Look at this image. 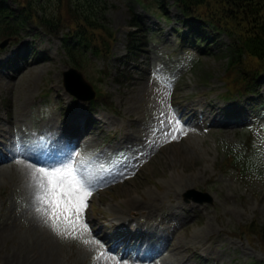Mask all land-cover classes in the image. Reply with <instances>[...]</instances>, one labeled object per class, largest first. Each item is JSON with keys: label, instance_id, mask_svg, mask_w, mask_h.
<instances>
[{"label": "rangeland", "instance_id": "rangeland-1", "mask_svg": "<svg viewBox=\"0 0 264 264\" xmlns=\"http://www.w3.org/2000/svg\"><path fill=\"white\" fill-rule=\"evenodd\" d=\"M146 1L151 11L134 6L148 28L146 52L137 57L139 65L123 64L117 72L135 1L101 2L117 42L108 60L89 55L92 62L84 63L86 79L106 94L93 115L84 101L70 108L74 102L63 74L71 63L60 39L23 31L0 49V150L13 159L0 163V264H264L260 241L239 233L252 221L264 225V183L241 181L219 167L227 146L249 136L264 139V77L258 97L224 101L226 59L183 51L174 35L181 27L178 11L171 6L166 22L156 1ZM104 65L109 73L99 79ZM118 72L129 80L117 84ZM70 109L74 113L64 118ZM85 118V132L78 134L85 139L68 135ZM16 145L48 166L70 154L90 177L83 212L90 231L81 233L89 244L61 237L45 223L36 210L30 170L10 164L20 157ZM191 189L206 192L213 203H185ZM134 200L152 205L153 215L132 205ZM130 210L152 226L138 228L145 239L120 244L114 227L123 216L130 218Z\"/></svg>", "mask_w": 264, "mask_h": 264}, {"label": "trees", "instance_id": "trees-1", "mask_svg": "<svg viewBox=\"0 0 264 264\" xmlns=\"http://www.w3.org/2000/svg\"><path fill=\"white\" fill-rule=\"evenodd\" d=\"M9 1L11 0H0V20L12 15L14 21L18 19L21 27L38 26L55 36L62 30L58 24L60 15L50 16L44 9L45 4L52 0H12L16 4L15 8L8 5ZM58 1L68 13L69 17L64 15L65 20L93 31L88 39L84 34V48L92 47L97 53L98 47L104 46L101 51L108 53L110 48L105 45V33L102 30L106 31V28L100 22L103 21L106 10V5L101 4L102 0ZM160 1L163 7L166 0ZM174 3L183 14V24L188 26L190 38L201 53L214 55L211 53L212 48H218L222 54H226V72L223 76L227 86L226 97L243 94L257 96L260 86L258 79L264 74V0H174ZM129 24L140 32V24L134 16ZM79 27L76 29L80 30ZM217 33L227 34L229 44L215 36ZM133 34L134 32L129 34V54L125 58L128 60L137 56L140 51L138 36ZM1 35L9 37L12 33L4 28ZM69 58L75 62L71 53ZM247 143L249 145L250 140ZM253 151L245 144L232 148L228 153L229 156L233 155L230 165L240 173L264 179V156L260 154L257 157L254 154L256 150ZM252 228L259 232L264 244V226L253 223Z\"/></svg>", "mask_w": 264, "mask_h": 264}, {"label": "snow or ice", "instance_id": "snow-or-ice-1", "mask_svg": "<svg viewBox=\"0 0 264 264\" xmlns=\"http://www.w3.org/2000/svg\"><path fill=\"white\" fill-rule=\"evenodd\" d=\"M153 75L158 73L154 71ZM174 122L179 124L180 120ZM22 151L23 148L16 145V152ZM17 163L25 164L30 170L33 195L39 205L36 210L46 217L45 223L61 237L80 238L84 244H89L90 241L81 233L90 231L83 212L92 184L74 158L68 154L65 160L51 166L19 157ZM95 242L100 243L98 240Z\"/></svg>", "mask_w": 264, "mask_h": 264}, {"label": "water", "instance_id": "water-1", "mask_svg": "<svg viewBox=\"0 0 264 264\" xmlns=\"http://www.w3.org/2000/svg\"><path fill=\"white\" fill-rule=\"evenodd\" d=\"M5 43L2 44L1 47H3ZM65 85L72 94L79 98L90 99L94 96V94L91 93V88L84 81L82 75L74 69H71L67 74L65 73ZM87 89L88 92H85Z\"/></svg>", "mask_w": 264, "mask_h": 264}, {"label": "bare ground", "instance_id": "bare-ground-1", "mask_svg": "<svg viewBox=\"0 0 264 264\" xmlns=\"http://www.w3.org/2000/svg\"><path fill=\"white\" fill-rule=\"evenodd\" d=\"M84 139H85V138L83 137V138H82V141H83ZM3 155H4V153L0 150V163H4V162H6V161H8V160L13 161L12 158H10V157H8V156H7V157H4ZM14 156H15V155H14ZM19 156H20L22 159L26 158V160H29V159H30L31 161L33 160L34 163H37V162H38V163H44V162L40 159V157L34 158L33 155H30V154H28V153H26V152H23V151H22V152H19ZM20 157H19V158H20ZM13 158H14V157H13ZM10 164H12V165H18V164H22V163H17V161H16L15 163H14V162H12V163L10 162ZM25 168L28 169L27 166H25ZM152 201H153V200H152ZM157 201H158V199L155 200V202H157ZM130 202H131V201H130ZM131 204H132V205L134 204V206H135V205H136V206H142L145 210L148 211V214H149L150 216L153 215V213H154V207H153L152 205L147 204V205L143 206L141 202H138V200H134V201H132ZM130 213H131V214H134V215H136V216H138L140 219L143 218V217L141 218V215H139V214H138L136 211H134V210H130ZM144 218L147 219L146 216H144ZM125 220H126V219H125ZM125 220H123L122 222L124 223ZM148 220H149V219L146 220L147 223H148ZM129 222H130V221H127L126 224H128ZM138 223H139V224H138L137 226H139L140 224H142V222H140V221H138ZM137 226H136V227H137Z\"/></svg>", "mask_w": 264, "mask_h": 264}]
</instances>
